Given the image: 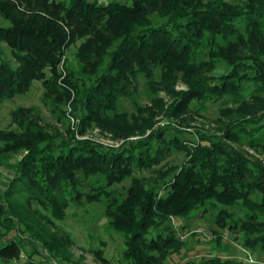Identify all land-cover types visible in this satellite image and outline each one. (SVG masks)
I'll list each match as a JSON object with an SVG mask.
<instances>
[{
	"label": "trees",
	"instance_id": "trees-1",
	"mask_svg": "<svg viewBox=\"0 0 264 264\" xmlns=\"http://www.w3.org/2000/svg\"><path fill=\"white\" fill-rule=\"evenodd\" d=\"M0 15L9 23L0 24V40L18 63L13 66L0 50V99L27 90L35 80L43 81L46 91L59 87L58 92L70 96L57 85L58 66L76 45L77 67L67 59L66 69L70 79L89 83L75 87L85 112L82 123L95 121L118 138L144 136L123 149L89 140L42 145L39 128L27 123L30 109L19 107L11 114L25 130L0 140V156L19 146L28 149L17 164L16 194L59 210L81 199L79 189L92 184L90 178L104 177L102 188L93 183L86 196L98 200L107 195L110 226L124 235L126 256L135 264H164L169 254L179 252L184 242L171 218H190L208 203L233 206L242 200L245 216L235 218L222 208L221 224L232 217L234 227L260 233L261 238L248 241L251 248L264 242V160L238 147L246 144L264 153V0H247L244 6L227 0H0ZM221 61L230 69L216 76L213 71ZM139 74L152 89L163 86L178 96L167 108L152 97L169 118L189 112L196 103L202 109L210 101L221 102L217 122L222 133L199 132L197 141L173 123L155 127L151 111L145 122L131 124L118 105L134 97ZM180 75L188 89L178 92ZM170 129L177 134L167 141ZM174 147L187 151V163L146 186L136 170L157 163ZM127 177L132 182L125 196L106 191ZM258 193L260 199L255 198ZM229 263L212 257L193 264Z\"/></svg>",
	"mask_w": 264,
	"mask_h": 264
},
{
	"label": "rangeland",
	"instance_id": "rangeland-1",
	"mask_svg": "<svg viewBox=\"0 0 264 264\" xmlns=\"http://www.w3.org/2000/svg\"><path fill=\"white\" fill-rule=\"evenodd\" d=\"M90 1L105 4L112 0ZM246 1L227 0L229 3L241 6H244ZM0 24L9 23L0 15ZM0 50L4 54L3 57L10 60L13 66H18L11 48L3 40H0ZM75 52L76 45H72L67 51V58L64 55L58 66L57 85L69 90L70 96L58 92L61 90L59 87L55 91H46L43 81L35 80L27 90L0 99V140L11 139V133L14 136L25 130L11 114L19 107L30 109L27 123L39 128L42 145L48 141H55L56 145H60L64 139L89 140L106 149H123L144 137L136 133L128 138H118L110 130L99 127L95 121L86 126L82 123L85 112L77 102L75 87L83 89L87 82L77 78L70 79L66 69L67 59H69L68 65L77 67ZM262 58L264 60V56ZM229 69L230 66L221 61L213 72L216 76H220L229 72ZM48 75L50 76V73ZM157 75L155 79L159 81ZM182 78L175 85V90L178 92L188 89L187 83ZM134 90L133 98H123L118 105V111L128 114L131 124L140 125L153 113V120L158 122L155 127H168L173 123L177 128L193 133L188 137L197 141L199 132L222 133L221 125L217 122L222 116V108H220L222 104L219 101H210L206 108L202 109H197L199 105L196 103L189 112L169 118L161 111L158 101L161 100L167 108L178 96H172L163 89V86L152 89L143 74H139L135 80ZM152 97L158 101H152ZM149 133L150 130L145 136ZM176 134L177 131L168 130L167 141ZM178 135L182 136L180 133ZM14 142L12 137L11 143ZM155 143L158 146V142ZM232 144L237 146L235 143ZM238 147L264 160L263 152L256 151L246 144ZM27 153V148L19 146L0 156V264L36 262H39L38 264H135L134 260L126 256L127 245L124 235L110 226V217L106 214L107 195L102 194L98 200H90L86 196V192L92 189L93 183L94 186L102 188L105 183L104 177L90 178L92 184L89 183L79 189L83 193L80 200L73 201L64 209L56 210L50 204L34 198L27 200L28 196L24 197L25 194H16L19 186L17 164ZM188 157L189 154L185 149L174 147L161 155L157 163L136 170V174L144 180L146 186H150L156 180L162 179L160 175L165 174L166 177L170 176L168 172L180 170L187 163ZM131 182L132 178L127 177L123 181L109 184L106 191H112L118 197L125 196ZM255 198L260 199L261 195L258 193ZM243 205L242 200L233 206L220 202L208 203L205 207L194 210L190 218L172 217L170 223L176 226L184 247L177 253L169 254L164 264L201 263L212 257L229 260V264H264V242L259 241L255 248H251L248 244V241L261 238L260 233L248 234L241 227H234L235 225L231 224L232 217L226 219V226H223L219 220L222 208L227 213H234L235 218L245 216L248 209ZM9 207H12L13 213L19 216L10 213ZM19 217H23V220ZM40 235L44 236L48 244L39 238ZM55 248L62 254L57 256ZM33 254H35L34 258Z\"/></svg>",
	"mask_w": 264,
	"mask_h": 264
}]
</instances>
